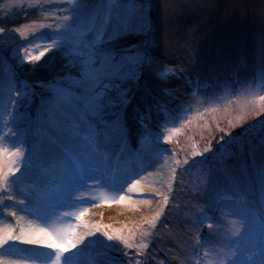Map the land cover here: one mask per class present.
<instances>
[{"label":"rangeland","instance_id":"obj_1","mask_svg":"<svg viewBox=\"0 0 264 264\" xmlns=\"http://www.w3.org/2000/svg\"><path fill=\"white\" fill-rule=\"evenodd\" d=\"M82 2L81 15L87 17L93 12L102 14L109 0ZM117 2L121 8L133 3L142 6L148 30L130 29L109 46L125 54L147 50L151 58L142 78L124 86L129 100L123 110L127 145L129 149L139 147V139L147 129L159 144V153L148 156L145 162L152 164L150 159L167 156L172 187L165 188L169 195L167 207L158 203L163 198H157L153 210L130 225L93 221L92 225L99 224L102 231H120L129 238L132 248L107 242L98 234L81 246L86 255L83 264L90 259L96 264H108L110 259L117 264H195L196 257L203 258L205 251L211 253L205 258V264H209L222 246L231 221L237 219L230 213L237 207H247L259 216L264 204V190L255 174L264 159L260 147L264 142V100L260 99L264 82L258 76L264 57V0ZM72 7L69 0H0V147L15 151L22 146L24 164L37 158V151L47 140L50 126L42 108L49 89L66 77L69 69L63 50L53 49L31 64L23 63L21 58L39 53L33 41L42 33L57 35L58 25L63 23L64 15H72ZM123 14L135 27L133 17ZM19 91L28 94L21 98L16 94ZM15 95L17 101L6 120L5 112ZM229 134L235 138L233 144L195 157L203 163L193 162L197 151L216 150L221 141L229 140ZM13 159L19 164L18 158ZM4 165L6 170L11 167L7 157ZM209 167L212 181L204 189L199 187L200 170ZM9 203L0 195V229H16ZM100 204L99 198L82 203L90 212ZM161 210L156 228L150 227L146 221ZM208 224L213 228L209 229ZM106 243H114L119 250H106ZM142 244L148 247L142 249ZM235 252L228 264H260L264 259L258 248L242 251L236 247Z\"/></svg>","mask_w":264,"mask_h":264},{"label":"snow or ice","instance_id":"obj_2","mask_svg":"<svg viewBox=\"0 0 264 264\" xmlns=\"http://www.w3.org/2000/svg\"><path fill=\"white\" fill-rule=\"evenodd\" d=\"M69 2L73 4L70 9L72 15L63 16V23L57 28L58 34L47 36L42 33L33 41L35 47L40 49L39 53L21 58L23 63L31 64L39 62L53 49L64 51L69 74L49 89V98L42 108L49 130L54 126L60 130V135L47 137L50 148L41 144L37 151L40 163L28 180L20 177L10 179L24 164L22 146L15 151L0 147V195L11 201L15 197L9 190L19 193L20 198L16 202L21 206V211L29 212L39 222L28 228L20 227L19 231L15 228L0 229V249L19 243L35 249H48L54 254L42 260L34 254L32 264H83L84 249L81 245L85 244L87 237H97L98 234L107 242H119L131 249L129 238L121 235L120 231H102L99 224L85 223L88 207H82L79 202L85 199V190L105 186L117 194L111 200H105V204L110 206L112 203H124L125 200L131 203L130 194L138 193L141 183V173L133 166L142 167L148 156L159 153V144L147 129L139 139V147L128 148L127 123L123 114L129 102L124 86L142 78L143 70L151 64V58L147 50L137 49L125 54L109 46L130 29L147 31L146 10L134 3L121 8L117 0H109L102 14L93 12L84 17L80 11L84 6L82 0L79 4L75 0ZM125 12L133 17L135 27L128 23L123 14ZM258 76L264 82V57ZM16 94L24 98L28 93L19 91ZM260 99L264 100V96ZM69 111L75 114V119L64 123L62 116ZM81 128L84 129L83 133ZM234 140L229 134V140L221 141L216 150L205 148L203 152L197 151L193 162L203 163L195 160V157H202L207 152H219L225 145L233 144ZM164 142L168 143L169 140L165 139ZM260 147L264 152V142ZM5 157L11 162L7 170ZM14 157L19 159V164ZM184 163L188 165L189 161L185 160ZM200 172L199 187L207 189L212 181V169L202 168ZM255 174L264 190V159L258 163ZM168 187L171 189L172 185L169 183ZM159 195H163L162 203L167 207L169 195ZM89 198L96 200L95 196ZM61 209H72L62 211L61 216L73 217L76 223L66 226L49 224L51 217ZM230 214L237 219L231 221V226L222 237V246L215 251V259L209 264H228L230 259L235 258L236 247L242 251L248 247L258 248L264 256V204L259 216L247 207H237ZM11 215L15 217L16 213L12 212ZM161 215L162 210L157 211L146 222L156 228L155 222ZM193 222L196 223L195 220ZM208 228H213V225L208 224ZM234 240L235 247L232 246ZM196 243L199 244V239ZM140 247L146 249L148 245L142 244ZM104 248L112 251L116 245L106 243ZM210 254L205 251L203 258L197 256L195 264H205V258ZM88 264L96 262L90 259ZM108 264L117 262L110 259ZM239 264L244 262L240 261ZM260 264H264V259Z\"/></svg>","mask_w":264,"mask_h":264},{"label":"bare ground","instance_id":"obj_3","mask_svg":"<svg viewBox=\"0 0 264 264\" xmlns=\"http://www.w3.org/2000/svg\"><path fill=\"white\" fill-rule=\"evenodd\" d=\"M17 101V96L15 95L10 103L8 110L5 112V119L7 120V116H9L12 111L15 102ZM74 114L69 111L68 113L62 116V120L64 123L74 120ZM84 132V129L81 128V133ZM60 130L54 127L50 130L47 137L59 136ZM63 139V137H61ZM81 143H84L81 140ZM46 148H50L48 139L44 142ZM152 160L151 163H147L148 159L143 161V166L134 165L136 171L140 172V186L138 193L130 194L132 197L131 203L128 200H125L124 203H112L110 206L105 204V200H111L113 196L117 195L110 189L105 186H94L83 192L85 199L81 203L82 207H86L82 205V203L87 202L90 196H96L101 201L99 206L94 208V211H88L87 215L84 217V222L91 224L93 221H104L108 222L111 225H130L132 221H134L137 217H139L143 213L150 212L154 208V204L157 202L156 199L163 198V195H159V193L165 194V188L169 183V160L167 156H163L159 160ZM40 163L38 158L27 160L25 164L22 166V169L19 174L16 175L24 180H28L31 178L32 173L36 171L37 165ZM151 164V165H150ZM29 165L31 166L29 168ZM90 185L92 182H89ZM126 192V188L124 189ZM15 199L9 200L10 203V215L12 212L16 213V216L12 217L14 224L16 225V230L19 231L20 227L28 228L30 225L35 226L38 221H36L33 216L29 212L21 211V206L16 202L19 199V193L12 192ZM123 194V193H121ZM162 201H158L161 203ZM64 210H72V209H61L57 211L51 219L48 221L49 224L55 223L56 226H66L69 223H76L73 217H63L61 216V212ZM59 217V219H58ZM89 240V237L85 239V242ZM82 246V245H81ZM34 254H37L39 259H45L48 256H53L54 254L48 249H35L28 245L15 244L12 246H5V248L0 249V264H32V259ZM86 258L84 254L83 259Z\"/></svg>","mask_w":264,"mask_h":264},{"label":"trees","instance_id":"obj_4","mask_svg":"<svg viewBox=\"0 0 264 264\" xmlns=\"http://www.w3.org/2000/svg\"><path fill=\"white\" fill-rule=\"evenodd\" d=\"M127 109L130 110V107H128Z\"/></svg>","mask_w":264,"mask_h":264}]
</instances>
